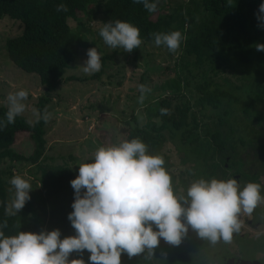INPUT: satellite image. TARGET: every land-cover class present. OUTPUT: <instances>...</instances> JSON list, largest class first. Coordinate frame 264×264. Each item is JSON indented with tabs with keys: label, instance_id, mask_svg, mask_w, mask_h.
Masks as SVG:
<instances>
[{
	"label": "trees",
	"instance_id": "trees-1",
	"mask_svg": "<svg viewBox=\"0 0 264 264\" xmlns=\"http://www.w3.org/2000/svg\"><path fill=\"white\" fill-rule=\"evenodd\" d=\"M100 1V23L92 26L90 23L97 17L93 4ZM261 3L264 0H179L170 9H159L156 16L151 17L142 4L133 3V0H0V19L7 15L22 24L18 33L6 36L4 48L7 57L17 67L38 74L44 86V93L36 102L41 113L44 101L65 78V69L77 57L80 48H91L102 39L99 31L103 23L117 19L130 22L139 28L141 40L152 44L154 38L151 33L179 30L183 36L181 53L170 78L174 89L143 105L145 122L138 123L134 109L131 110V118L124 114L119 119L127 125L125 140L139 138L147 145L148 154L162 157L175 194L186 195L188 186L196 179L224 180L226 156L231 157L229 167L242 172L237 163L243 162L237 158L233 160L235 153L226 148V142L234 131L229 120L234 111L243 112L246 119L238 141L241 144L254 143L264 155V128L260 124L253 125L254 122L262 123L261 114L264 112L263 107L258 108L264 103V51L256 50L258 43L264 44V27L257 19ZM58 4H65L68 11L58 12ZM69 18L77 19L78 28L71 27ZM85 34L93 37L88 39ZM111 57L112 54L102 55V68L95 74L70 75L67 78L84 80L97 77ZM226 70L237 72V77L244 82L234 84L225 77V83L236 91L245 88L246 96L225 88L221 73ZM138 82L139 86L143 84L141 80ZM137 93H141L139 88ZM161 108L168 109L169 114L161 115ZM208 108L210 112H207ZM7 110V105H0V121L5 120ZM208 117L212 118L211 122H205L204 118ZM131 119L134 124H131ZM44 123L43 120L37 122L36 118L30 122L22 114L14 124L0 131V223L7 220L8 227L3 229L7 236L16 235L19 231L39 233L59 229L63 239L72 226L68 215L73 211L71 205L75 194L70 182L78 175L79 166L74 169L65 160L48 170L42 166L48 158H53L45 154ZM165 129L176 148L183 153L181 161L194 163L187 175L176 173L171 155L163 149ZM23 130L28 131L32 144L28 154L14 149L16 133ZM227 145L232 146L230 142ZM18 160L33 165L29 174L34 175L32 183L36 188L30 191L31 198L18 215L7 217L4 206L12 199L8 178ZM212 247L216 249L217 244L200 239L189 228L179 246L161 240L150 259L146 258L147 251L131 259L125 253L121 264H211L209 250ZM217 257L215 261L218 264H225Z\"/></svg>",
	"mask_w": 264,
	"mask_h": 264
},
{
	"label": "clouds",
	"instance_id": "clouds-1",
	"mask_svg": "<svg viewBox=\"0 0 264 264\" xmlns=\"http://www.w3.org/2000/svg\"><path fill=\"white\" fill-rule=\"evenodd\" d=\"M133 3L142 4L150 13L158 8V0ZM56 10L67 12L68 8L58 4ZM257 19L264 27V3L259 5ZM99 35L110 48L128 53L142 44L139 28L119 19L103 23ZM150 35L156 46H165L171 53L177 52L183 39L179 30ZM256 50L264 51V44L258 43ZM87 57L79 66L83 73L99 72L102 63L97 48L88 49ZM139 90L142 103L151 89L141 84ZM28 96L24 89L8 94V110L5 120L0 121V131L26 111ZM160 112L169 114L166 108ZM33 115L37 122L47 123L52 118L47 108L43 113L33 110ZM163 165V158L148 154L147 145L139 138L100 146L91 162L79 164L78 175L70 182L75 199L68 220L75 235L61 239L60 230L55 229L7 236L5 220L0 223V264H85L82 258L69 260L72 253L82 255L85 250L90 253V264H121L122 254L131 259L146 251L150 259L161 240L179 246L189 228L200 239L228 242L241 228V214L250 215L264 203L259 183L248 182L241 188L236 179H196L186 195H177ZM29 181L21 175L12 176L9 183L14 196L5 203V216L18 215L30 200Z\"/></svg>",
	"mask_w": 264,
	"mask_h": 264
},
{
	"label": "rangeland",
	"instance_id": "rangeland-1",
	"mask_svg": "<svg viewBox=\"0 0 264 264\" xmlns=\"http://www.w3.org/2000/svg\"><path fill=\"white\" fill-rule=\"evenodd\" d=\"M178 1L158 0L157 11L150 13L151 17H155L160 11L159 9L162 11L168 10ZM93 6L96 9L97 17L90 24L97 26L100 23L102 1L93 4ZM78 14L81 19H84L81 13ZM68 22L71 27L78 28L77 19L69 18ZM21 29L22 24L18 19L7 15L0 19V105L8 106L6 97L9 93H14L21 89L27 90L29 96L27 101H25L27 108L23 115L30 122H33L35 119L33 110H38L36 102L38 101V96L44 93V86L40 83L37 73L27 72L17 67L7 57L4 48L6 36L18 33ZM85 37L91 39L93 36L85 34ZM93 47L97 48L101 57L104 53L112 54V57L107 60L103 72L97 77L84 80L67 78L70 75H86L79 66L83 65L84 61L87 60V50L90 48L81 47L77 57L66 67L64 72L65 78L62 79L57 88L49 93V98L44 101V109L47 108L52 114V118L47 123H44L46 138L45 154L53 157L46 160L47 164H42L47 170L56 167L63 160L71 163L73 168L77 169L79 164L91 162L94 152L100 146L119 144L125 141L127 125L119 118L125 115L131 118V110L134 109L138 123L145 122L143 105L157 95L174 89L170 78L174 75L175 61L180 56L181 47L176 53H171L165 46L158 47L155 44L142 41L140 48L128 53L124 52L123 49L110 48L104 43L103 39L98 40ZM221 77L225 88L231 89L235 93L238 91V93L246 96L247 91L245 88H239L236 91L234 87L228 85L223 80L226 77L227 81L234 84H242L244 81L242 82L237 77V72L234 73L231 70H226L221 73ZM138 80H141L143 85L151 89L150 92L144 94L145 98L142 103L139 100L142 93L139 94L140 96L137 93L139 88ZM237 106L241 107V104L237 103ZM261 107L264 108V103L260 104L258 108ZM210 111L211 109L208 108L207 112ZM212 112L215 113L214 111ZM213 113H211L212 116ZM244 115L241 111H234L229 116L234 131L232 132L231 139L226 142V148L235 153L232 158L233 160L237 158L243 162L237 163L238 169L242 170L243 179L237 180L241 188L248 182L259 183L262 186L261 194L264 195V155L254 143H252L253 145L247 142L241 144L238 141V134L241 133L240 130L246 123ZM213 118L216 120L215 115ZM261 118L262 123L254 122L253 125L260 124L264 128V112L261 114ZM204 120L205 122H211L212 118L208 117L204 118ZM131 124H134V120L132 119ZM163 132L166 136L163 149L171 155L174 162V170L176 173L181 172L187 175L188 170L194 166L193 161L186 160L182 162L183 153L176 148L169 132L166 129ZM15 139L14 149L26 154L31 151L32 144L28 138V131H18ZM229 142L233 148L227 145ZM70 156H73V158ZM230 160L231 157L226 161L227 166L225 171L227 176L232 177L231 173H233L236 167H229ZM32 166L30 162L24 160H18L12 166V174L8 178V191L11 198L14 196V189L11 188L9 181L13 175H21L25 179L30 178L29 182L31 183L32 190L36 188L32 183L35 181L34 175L29 174V169ZM192 179L193 177L190 180L192 181ZM231 179H235L234 176ZM260 208H264V203L258 205L254 210L258 215L260 214ZM261 212V219L264 221L263 210ZM247 218L251 219V224L246 223ZM256 219V216L252 214L242 213L240 216V231L248 233L249 236L247 238L253 239L255 236H259L257 234L264 232V224L261 222H258V226L256 227L252 226ZM74 231L75 229L71 226L67 229L64 237L74 235ZM215 243L217 244V248L212 247L209 250V256L213 261L211 264H218L215 261V258H218L217 256L219 255L218 250L220 251L225 246L230 250H235L236 246L232 238L228 242L220 238ZM89 256L90 253L85 250L82 255L74 252L69 258H82L85 264H90Z\"/></svg>",
	"mask_w": 264,
	"mask_h": 264
},
{
	"label": "flooded vegetation",
	"instance_id": "flooded-vegetation-1",
	"mask_svg": "<svg viewBox=\"0 0 264 264\" xmlns=\"http://www.w3.org/2000/svg\"><path fill=\"white\" fill-rule=\"evenodd\" d=\"M226 158L228 159L229 156H226ZM224 166H227V162H224ZM232 177L234 176V178L236 180H240L243 179L242 178V174L239 171H233ZM232 177L230 176H225V181L231 179ZM258 181V180H256ZM259 182V181H258ZM261 210H263L264 213V208H260ZM261 210H259V215L257 217L256 213L253 211L252 215L256 216V221L253 223L252 226L256 227L258 226V222H261L262 224H264V221L261 219ZM247 224H251V219L247 218ZM253 227V228H254ZM258 237H254L253 239L251 238H247L249 236L248 233H244L242 231H238V232H234L232 235V239L235 242V250H230L228 247L225 246V248H222L220 250L219 253V257L221 258V260L224 262L223 260V253L225 251L230 252L231 255L238 257V258H247V259H256L257 262H259V264H264V232H261Z\"/></svg>",
	"mask_w": 264,
	"mask_h": 264
},
{
	"label": "water",
	"instance_id": "water-1",
	"mask_svg": "<svg viewBox=\"0 0 264 264\" xmlns=\"http://www.w3.org/2000/svg\"><path fill=\"white\" fill-rule=\"evenodd\" d=\"M223 260L225 264H259L256 259L238 258L227 251L223 253Z\"/></svg>",
	"mask_w": 264,
	"mask_h": 264
}]
</instances>
